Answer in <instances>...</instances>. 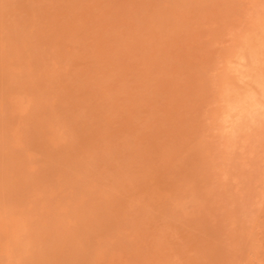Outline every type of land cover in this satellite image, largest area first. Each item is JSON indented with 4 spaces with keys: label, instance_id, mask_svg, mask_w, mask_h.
I'll return each mask as SVG.
<instances>
[{
    "label": "rangeland",
    "instance_id": "obj_1",
    "mask_svg": "<svg viewBox=\"0 0 264 264\" xmlns=\"http://www.w3.org/2000/svg\"><path fill=\"white\" fill-rule=\"evenodd\" d=\"M0 264H264V0H0Z\"/></svg>",
    "mask_w": 264,
    "mask_h": 264
}]
</instances>
